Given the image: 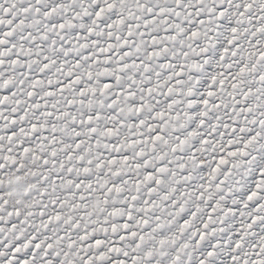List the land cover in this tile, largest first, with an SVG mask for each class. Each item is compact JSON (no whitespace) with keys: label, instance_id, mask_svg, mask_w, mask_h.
<instances>
[{"label":"snow or ice","instance_id":"1","mask_svg":"<svg viewBox=\"0 0 264 264\" xmlns=\"http://www.w3.org/2000/svg\"><path fill=\"white\" fill-rule=\"evenodd\" d=\"M0 264H264V0H0Z\"/></svg>","mask_w":264,"mask_h":264}]
</instances>
